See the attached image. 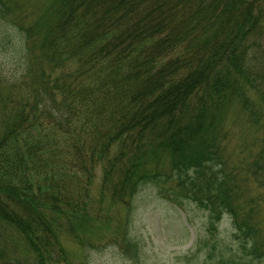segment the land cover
Masks as SVG:
<instances>
[{
    "label": "trees",
    "instance_id": "16d2710c",
    "mask_svg": "<svg viewBox=\"0 0 264 264\" xmlns=\"http://www.w3.org/2000/svg\"><path fill=\"white\" fill-rule=\"evenodd\" d=\"M14 1L0 0V243L54 264L67 238L86 251L110 232L139 257L152 186L208 215L199 264H264V0Z\"/></svg>",
    "mask_w": 264,
    "mask_h": 264
},
{
    "label": "rangeland",
    "instance_id": "374dc122",
    "mask_svg": "<svg viewBox=\"0 0 264 264\" xmlns=\"http://www.w3.org/2000/svg\"><path fill=\"white\" fill-rule=\"evenodd\" d=\"M46 0H15L20 9L32 8L31 3ZM30 6H27V5ZM24 7V8H23ZM2 60L3 50L0 48ZM236 112L232 115L231 125ZM244 124L233 127L231 133L232 149H239L242 145L240 135L244 132ZM252 131H248L247 141L253 142ZM237 161V159H234ZM101 181V173L97 174V184ZM255 189V186H254ZM94 189V196L98 199V191ZM96 192V193H95ZM263 193L264 198V191ZM108 199H106L107 208ZM137 210L135 212L133 226L131 228L136 237L140 256H132L125 253L126 248L120 246L119 238H94L98 244L86 251L77 245L74 239L67 238L64 242L66 260H58L54 264H199L202 259L204 247L199 244L200 238L205 234L208 227V215L194 203H187L183 207L173 204L164 195H161L154 187H146L137 199ZM117 210H115L116 212ZM264 227V207L260 215ZM220 235L227 240H233V221L226 217L219 226ZM11 231L6 230V237L9 238ZM13 236V235H12ZM17 239L16 236H13ZM232 238V239H231ZM199 240V242H198ZM15 241V240H13ZM12 241V242H13ZM12 242L2 241L0 250L6 249L20 259L18 264H30L29 256L23 248L12 245ZM13 247V249H12ZM11 249V251H10ZM139 258V259H138ZM139 261H136V260Z\"/></svg>",
    "mask_w": 264,
    "mask_h": 264
}]
</instances>
